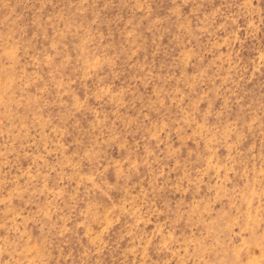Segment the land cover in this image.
<instances>
[{"label": "rangeland", "instance_id": "obj_1", "mask_svg": "<svg viewBox=\"0 0 264 264\" xmlns=\"http://www.w3.org/2000/svg\"><path fill=\"white\" fill-rule=\"evenodd\" d=\"M0 264H264V0H0Z\"/></svg>", "mask_w": 264, "mask_h": 264}]
</instances>
